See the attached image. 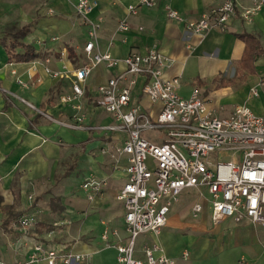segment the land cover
Masks as SVG:
<instances>
[{"label":"crops","instance_id":"crops-1","mask_svg":"<svg viewBox=\"0 0 264 264\" xmlns=\"http://www.w3.org/2000/svg\"><path fill=\"white\" fill-rule=\"evenodd\" d=\"M223 1L158 0L154 7L143 8L137 15L128 18L131 28L127 33L117 32V26L127 15V6L135 0H97L98 5L89 17L93 20L98 17L103 19L97 42L100 52L123 58L155 48L174 61L166 76L180 78L178 92L181 96L188 97L194 89H198L200 95L210 101L212 106L223 108L221 115H228L236 106L245 104L234 102L235 107L226 108L225 98L233 99L236 94L241 95L242 91L249 92L251 87L258 86L260 80L264 81V55L254 60L255 74L251 75L240 69L239 61L245 43L237 37L243 33L254 35L264 52V4L247 21L241 14L253 6L252 0H236L235 14L226 30L222 32L212 29L203 38L192 36L183 24H177L166 17V6H170L183 17L196 20L203 12L218 7ZM75 2L76 0H0V258L9 262L27 258L31 240L48 232L49 222L45 220L47 216L50 218V215L71 210L72 220L84 224L80 232H90L85 214L75 213L72 209L73 206H79V202H59L58 198L46 191V187L55 185L54 177L59 169H64V162L71 160L75 164L83 158L88 173L108 176L106 195L113 199L124 182V173L114 170L112 161L101 152L107 144H112L116 136L99 130L61 126L45 119L22 101L58 120L72 122L73 112L61 102V96L70 91V72L86 60L83 47L87 40L86 28L75 13ZM138 27L143 30L139 31ZM13 36H18L22 43L32 44L36 57L27 62L9 61L3 43L6 38ZM54 36H58L60 40H52ZM70 50L73 58L69 55ZM121 69L122 67L108 70L103 65L94 68L86 82L83 98L87 124L102 125L110 121L108 114L94 105L96 88ZM58 71L62 75L54 77L53 73ZM17 79L27 83L28 87L20 85ZM229 80L230 83L220 85L221 81ZM247 81L250 84L244 85ZM142 102L145 107L148 106L145 100ZM83 194L85 196L84 192ZM100 198L89 206H101L103 199ZM53 200L63 207L62 211L51 209ZM195 200V196L185 193L168 214L167 224L160 235L141 234L137 240V249L144 243L156 242L167 256L177 260V264H232L230 260H212L213 254L222 252L225 237L221 233V226L231 218L215 226V231H208V222H211L208 211L196 219L190 215V208ZM120 205L124 229V211L121 203ZM183 205L187 212L180 214ZM35 211L39 218H36V224L29 230L32 237L18 241L19 218L34 215L32 213ZM231 222V232L237 236L238 245L242 242L240 232H248L250 224L259 226L247 220L234 222L231 219ZM123 233L124 240L125 230ZM116 241L112 239L110 243ZM236 244L235 247H238ZM51 245L72 252L88 253L93 257L113 250L116 257L114 248L103 246L100 249L98 244L90 241H75L67 247L52 241ZM185 249L190 253L189 260L181 261L179 257ZM102 258L96 263L91 258V263L111 264L107 254Z\"/></svg>","mask_w":264,"mask_h":264},{"label":"built area","instance_id":"built-area-1","mask_svg":"<svg viewBox=\"0 0 264 264\" xmlns=\"http://www.w3.org/2000/svg\"><path fill=\"white\" fill-rule=\"evenodd\" d=\"M157 2L135 0L129 4L117 32L127 33L131 28L128 18ZM252 2L253 6L241 14L247 21L264 4V0ZM97 5V0H76L74 4L75 13L86 28L87 40L83 47L86 60L70 72V91L61 96V102L73 112L72 122L58 120L22 101L61 126L116 136L112 144L101 149L114 170L125 176L115 199L123 207L126 238L110 243L107 232L102 235L104 247L116 251V264H177L156 242L144 243L140 249L136 245L141 234L160 235L168 214L185 193L196 197L190 208L193 219L208 211L214 226L231 218L264 227V113L256 114L249 106L238 105L230 114L221 115L223 108L212 106L198 89L188 97L181 96L180 78L166 76L174 61L155 48L123 58L100 52L97 42L103 19L89 17ZM235 10L236 0H224L196 20L183 17L170 6H166V17L183 24L192 36L203 38L212 29L224 32ZM52 40L60 38L54 36ZM99 65L108 70L122 69L96 88L94 105L106 112L110 121L89 125L83 98L86 82ZM61 75L60 71L53 73L54 77ZM17 82L28 87L20 79ZM258 86H264V81L260 80ZM258 86L250 88L251 96H259ZM156 130L163 131V135L148 134ZM108 186V176L90 175L80 188L92 203ZM36 221L34 215L19 218L18 241L32 237L29 230ZM54 232L51 229L42 237L33 238L26 259L9 262L0 258V264H92L91 254L52 246ZM189 255L185 249L179 260L188 261Z\"/></svg>","mask_w":264,"mask_h":264},{"label":"rangeland","instance_id":"rangeland-1","mask_svg":"<svg viewBox=\"0 0 264 264\" xmlns=\"http://www.w3.org/2000/svg\"><path fill=\"white\" fill-rule=\"evenodd\" d=\"M50 13H52V11ZM237 78L241 79L240 77ZM246 84L249 85L250 81L244 83V85ZM258 90L261 94L257 98L251 96L249 94L250 92H247V90H244L241 92V95L236 94L233 99L225 98L224 100L226 101L224 102V106L228 108L233 107L235 103H242L249 106L256 114H262L264 112V88L259 87ZM163 133L164 132L161 130L148 132V134L155 136L163 135ZM79 156L81 157L80 154ZM72 162L71 160L64 162V169H59L54 177L55 185L51 186V188L46 187V191L51 196L58 198L59 202H79V206H73L72 209H74L75 213L85 214V219H88L86 223H88V225L90 224V232H80V228L84 224L81 223V221H73V217L70 215L72 214L71 210L68 212L65 210L63 214L58 212L50 215V218L47 216L45 219L49 222L48 226L50 229L52 228L55 231L52 241L66 247L75 241H90L98 244V247L101 249L105 243L102 238L105 231L108 234L110 242L112 239H122L124 229L122 227V208L120 203L115 200V197L113 199V197L106 195L107 191L105 189L103 191L104 196H101V198L99 197L100 200L103 199V204L101 206L90 207V203L86 201L80 185L86 177L96 173L87 172L83 158L77 160L75 164L74 161L73 165H71ZM67 169L69 171H65ZM101 175L102 174H97V177H105ZM180 210L182 211L180 214H185L187 212L185 205H183ZM32 214H34L37 219L39 218L37 211ZM232 225L233 223L231 219H229L228 222L221 226L223 231L221 233H223L225 237L222 252L213 254L212 260L214 262L217 260H230L232 264H264V228L260 226L254 227L250 224L248 232H240L242 242L240 241V245H238L236 244V240L238 239L237 236L235 234L233 235L234 232H231L233 231ZM208 227V231L213 232V230L215 231L216 229L211 222H208ZM36 234L39 235L38 232H36ZM235 244L238 245V247H235ZM219 251L220 249H218V252ZM102 253L94 257L91 256L94 263H96L99 258L103 259L102 257L107 254L111 264H115V252L113 250ZM194 264L204 263L195 262Z\"/></svg>","mask_w":264,"mask_h":264},{"label":"trees","instance_id":"trees-1","mask_svg":"<svg viewBox=\"0 0 264 264\" xmlns=\"http://www.w3.org/2000/svg\"><path fill=\"white\" fill-rule=\"evenodd\" d=\"M237 37L245 43L243 55L239 61V67L243 71L253 75L256 73L254 60L264 55L259 40L249 33L238 34ZM3 44L9 61L27 62L36 57L34 46L32 44L22 43L18 36L6 38ZM69 53L70 57L73 58L71 50ZM227 83H230V80L228 82L221 81L220 85H226ZM50 205L52 210H63V207L55 200ZM49 229L50 227L48 226L47 231H50L52 228Z\"/></svg>","mask_w":264,"mask_h":264}]
</instances>
